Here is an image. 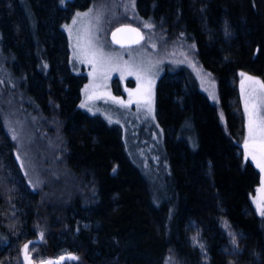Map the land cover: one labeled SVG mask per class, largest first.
<instances>
[{
	"label": "trees",
	"instance_id": "1",
	"mask_svg": "<svg viewBox=\"0 0 264 264\" xmlns=\"http://www.w3.org/2000/svg\"><path fill=\"white\" fill-rule=\"evenodd\" d=\"M92 1L0 0L5 50L42 110H59L68 168L90 186L62 199L34 188L0 112V264H26V244L37 264L64 254L78 259L61 264H264L238 84L240 70L264 79V0H137L144 17L192 36L219 89L214 103L182 67L160 77L161 191L122 130L81 107L87 76L73 70L64 27Z\"/></svg>",
	"mask_w": 264,
	"mask_h": 264
},
{
	"label": "rangeland",
	"instance_id": "2",
	"mask_svg": "<svg viewBox=\"0 0 264 264\" xmlns=\"http://www.w3.org/2000/svg\"><path fill=\"white\" fill-rule=\"evenodd\" d=\"M67 1L63 0L64 3ZM78 13L89 15L78 17ZM125 23L135 24L144 30L145 38L139 45L121 48L111 42V32ZM145 24L152 27H145ZM64 29L70 40L73 70L87 76L82 89L81 105L86 103L87 107H83L85 110L101 115L110 124L122 130L131 158L161 191L163 177L160 175L164 172L161 155L164 156L162 145L165 134L156 109V92L160 77L168 69L177 71L183 68L188 70L194 82L198 83L200 89L214 103L220 101L217 78L201 64L195 40L183 31L168 29L164 22L144 17L138 10L137 0H93L87 9L77 11L72 20L65 24ZM89 38L104 54L116 57V63L121 67L124 62H128L150 69L148 78L137 79L127 72L108 68L100 71L99 65H96L97 70L94 71L93 64L81 62L80 58L74 56V52L80 51L74 45L79 43L84 46ZM2 39L3 33L0 30V112L14 139L18 157L31 184L37 189L41 187L46 196L61 199L76 192L83 194L90 191L89 184L85 185V178L75 176L68 168L66 138L63 134V122L58 116L59 110L53 109L50 114L42 110L41 104L29 88L27 73L16 69L17 57L5 50ZM247 77L260 81L264 79L244 70H240L238 75L246 118L245 143L249 142L248 149L244 143L243 155L246 162H253L260 171L261 180L252 194V201L258 215L264 217L261 214L264 212V171L258 166L259 152L255 153L256 161L248 156L252 145L248 137V114L245 111V101L247 100L251 107L255 102L254 97L259 93V85ZM148 79L152 81L151 84ZM138 88L139 93L136 92ZM113 97L123 101L131 99L133 103L125 107L115 102ZM261 115H264V109L261 110ZM42 239L40 236L39 241ZM23 254L26 264H37L33 260L30 245L27 253L23 247ZM62 257L78 258V255L50 257L39 264H47L48 261H58L61 264L77 260L61 259Z\"/></svg>",
	"mask_w": 264,
	"mask_h": 264
},
{
	"label": "snow or ice",
	"instance_id": "3",
	"mask_svg": "<svg viewBox=\"0 0 264 264\" xmlns=\"http://www.w3.org/2000/svg\"><path fill=\"white\" fill-rule=\"evenodd\" d=\"M63 2V0H62ZM89 13H78L77 16H88ZM75 24L76 21L74 20ZM145 27H152L150 24H145ZM130 31L136 33V38H133L127 41L128 44H139L141 40L144 39L143 35L139 33L138 29H117V32ZM71 31V29H69ZM115 38V34H114ZM78 39V38H77ZM117 43H121L123 46V42L117 40ZM75 48H79V52H74V56L80 58L81 62H87L89 64L94 65V71H96V65H99V70L104 71L105 68L109 70H115L120 72H127L128 75H134L137 79H147L150 73V69L144 68L141 65H132L128 62H124L121 67L120 64L116 63L117 58L107 56L103 53L102 49L98 48L91 38L87 39L86 44L81 46L79 43L74 45ZM155 47V45H153ZM243 76L244 74L241 73ZM249 80H253L255 84L259 85V93L254 97L255 102L251 104L249 107L248 101H245V111L248 114V137L251 142L252 147L248 151V156L252 158V160L256 161L257 156L256 152H259V162L258 166L261 167L262 171H264V115H261V110L264 109V81L254 80L252 77H247ZM148 83L151 84L152 81L148 79ZM87 93V88L85 89ZM137 93L140 92L138 88L136 90ZM149 95L151 93V89H148ZM99 98V97H96ZM115 102L127 107L130 106L133 101L129 99L128 101L117 100L115 97L112 98ZM139 103V101H136ZM81 107H87V104H82ZM245 148H249V142L246 141ZM247 158V157H246ZM264 215V212L261 213ZM43 238V234L41 233V239ZM25 252L27 253L28 245L24 246ZM70 258V259H78L77 257H62L61 259ZM47 264H59L58 261H48Z\"/></svg>",
	"mask_w": 264,
	"mask_h": 264
},
{
	"label": "water",
	"instance_id": "4",
	"mask_svg": "<svg viewBox=\"0 0 264 264\" xmlns=\"http://www.w3.org/2000/svg\"><path fill=\"white\" fill-rule=\"evenodd\" d=\"M138 29L139 33L143 35V37L145 38V33L144 30L135 25V24H129V23H125V24H121L119 26H117L110 34V40L111 42L117 46V47H121V48H130V47H135L137 45H139L143 40H141V42L139 44H128L127 41L136 38V33L130 32V31H123V32H117V29ZM114 34H115V38H114ZM122 41L123 42V46L121 43H117L116 41Z\"/></svg>",
	"mask_w": 264,
	"mask_h": 264
}]
</instances>
